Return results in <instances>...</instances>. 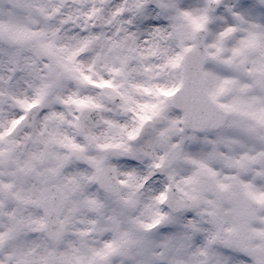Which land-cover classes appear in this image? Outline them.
<instances>
[{
	"label": "clouds",
	"instance_id": "obj_1",
	"mask_svg": "<svg viewBox=\"0 0 264 264\" xmlns=\"http://www.w3.org/2000/svg\"><path fill=\"white\" fill-rule=\"evenodd\" d=\"M264 256V0H0V264Z\"/></svg>",
	"mask_w": 264,
	"mask_h": 264
},
{
	"label": "snow or ice",
	"instance_id": "obj_2",
	"mask_svg": "<svg viewBox=\"0 0 264 264\" xmlns=\"http://www.w3.org/2000/svg\"><path fill=\"white\" fill-rule=\"evenodd\" d=\"M243 247V250L248 253L252 257L251 264H264V256L257 255L256 251L248 246L241 245ZM244 264H247V262H244Z\"/></svg>",
	"mask_w": 264,
	"mask_h": 264
}]
</instances>
